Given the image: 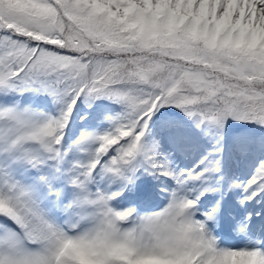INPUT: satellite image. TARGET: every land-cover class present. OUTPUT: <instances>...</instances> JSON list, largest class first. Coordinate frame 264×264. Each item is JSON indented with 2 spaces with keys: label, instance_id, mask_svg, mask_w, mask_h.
<instances>
[{
  "label": "snow or ice",
  "instance_id": "snow-or-ice-1",
  "mask_svg": "<svg viewBox=\"0 0 264 264\" xmlns=\"http://www.w3.org/2000/svg\"><path fill=\"white\" fill-rule=\"evenodd\" d=\"M165 107L192 122L165 121L174 137L214 150L175 166ZM232 121L264 129V0H0V264H264V241L221 240L264 233V155L230 170ZM148 176L155 210L114 206Z\"/></svg>",
  "mask_w": 264,
  "mask_h": 264
},
{
  "label": "bare ground",
  "instance_id": "bare-ground-1",
  "mask_svg": "<svg viewBox=\"0 0 264 264\" xmlns=\"http://www.w3.org/2000/svg\"><path fill=\"white\" fill-rule=\"evenodd\" d=\"M105 107L100 108L101 110H106L104 109ZM172 114L170 115H162V116H167L168 118L165 119H160L158 121H156V125L153 128V133H155V130H157V132H168L167 139H172L173 135L172 133L165 128V121H180L183 122L184 124L187 125H192V122L188 119V117L185 116H177L175 115V117H171ZM236 121H232V124L230 123L229 128L226 129L225 133H224V139L226 141V136L227 134H229V139L231 140L229 143V145L231 144V146L229 147V145H227V147L225 148V158L226 156H230V157H238L239 154H248V155H253V153H257L256 150H264L261 147V141H262V137H264V132H261L262 130H259V128H254V127H249L248 129L243 130L240 134H238L236 131V129H234L232 126H234V124H236ZM237 127V126H236ZM258 127V126H257ZM229 131H231V133H228ZM234 131V132H233ZM261 132V133H260ZM254 134V137L252 136V134ZM202 135V134H201ZM200 137L195 141V142H191L189 140H186L184 138H177V142L174 144L170 141L167 140H162L160 141V145H161V150H165L168 147H172L173 145H176L177 149H173V152L175 154V156L177 157L178 155H181V153L185 154L183 157H186V155L188 153L194 152L195 148L199 145V151H202L199 155H197L195 158H193V160H191L189 163H185L184 165L186 166H191L194 162L196 163L200 158H202L203 155H205L208 151L213 150V145L212 143H214V140H206L205 138L202 139L201 143H200ZM249 135L251 137H249ZM209 136V135H208ZM151 139V138H150ZM247 141V142H245ZM244 142L246 144H244ZM208 149V150H207ZM204 152V154H203ZM197 153V150L196 152ZM261 156V155H260ZM259 156V158H260ZM229 162H233V158H228ZM235 163V161H234ZM183 165V166H184ZM176 166L178 167V165L176 164ZM242 167L248 169V173L251 172V163H247L245 166L242 165ZM141 181L145 184L146 182L150 183L153 182L154 184H152V187H148L147 188V192L144 194V197L146 198L145 200H149V199H154L156 198L157 194L159 193L158 186L160 185L159 182H161V180H157L151 176L148 177H141ZM156 181V182H155ZM140 180L136 181V186L133 189L132 193L134 192V190L138 187ZM117 188V185L114 184L112 186V190H115ZM239 190H234V192H238ZM131 193V194H132ZM131 194H129L128 192L125 193V198L127 199V197H129ZM133 196V194L131 195ZM258 201V200H257ZM257 201L253 202L256 205V208L258 210V208L260 207L259 205L257 206ZM258 230V231H257ZM256 230V235H255V240L256 241H264V233H262L261 230L257 229ZM249 235H253V234H249ZM254 238V237H253ZM254 242V241H251ZM250 243V239L248 237V235L245 234H237L235 231H233V233L231 234V237L229 239H227L226 241L223 242V245L226 247H244L245 245H248Z\"/></svg>",
  "mask_w": 264,
  "mask_h": 264
},
{
  "label": "rangeland",
  "instance_id": "rangeland-1",
  "mask_svg": "<svg viewBox=\"0 0 264 264\" xmlns=\"http://www.w3.org/2000/svg\"><path fill=\"white\" fill-rule=\"evenodd\" d=\"M104 101H106V100H104ZM107 101H109V100H107ZM95 105V103H93V106ZM112 106L109 108V109H106L104 112L107 114V115H115L116 113H118V112H121L122 110H123V107L121 106V105H119V104H116V103H114L113 102V104H111ZM92 106V107H93ZM49 110L51 109V108H54V107H56L54 104H49ZM102 107H105V106H100V108H102ZM80 108L82 109V110H84V111H87L85 108H87L88 109V105L86 104V103H84V100H83V98L81 99V101H80ZM99 108V109H100ZM161 112H159V113H157V116L156 117H158V116H160L161 114H160ZM156 117H154V120H156V121H158V120H160V119H165V118H168L167 116H160V117H158V118H156ZM171 117H175V115H171ZM107 124H108V122H107ZM231 124H232V122H231ZM236 126H237V130L238 129H241V124L240 123H236ZM251 126H253V125H251ZM255 127H257L256 125H254ZM106 127H109V124L106 126ZM259 128V127H258ZM226 131V130H225ZM238 134H240V132L239 131H236ZM214 141V143H212V145H213V148L216 146V139H215V137H214V139H213ZM208 150V149H207ZM214 150V149H213ZM213 150H210V151H208L206 154H208L209 152H212ZM264 151V150H263Z\"/></svg>",
  "mask_w": 264,
  "mask_h": 264
},
{
  "label": "trees",
  "instance_id": "trees-1",
  "mask_svg": "<svg viewBox=\"0 0 264 264\" xmlns=\"http://www.w3.org/2000/svg\"><path fill=\"white\" fill-rule=\"evenodd\" d=\"M122 106V105H121ZM123 107V106H122ZM171 111H175V112H179V113H184L182 110L178 109V108H175V107H165V108H162L160 110L161 113H164V112H171Z\"/></svg>",
  "mask_w": 264,
  "mask_h": 264
}]
</instances>
